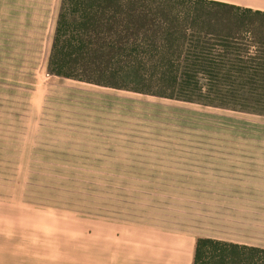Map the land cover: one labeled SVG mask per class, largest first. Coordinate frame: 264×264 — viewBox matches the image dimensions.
Segmentation results:
<instances>
[{
    "label": "rangeland",
    "instance_id": "374dc122",
    "mask_svg": "<svg viewBox=\"0 0 264 264\" xmlns=\"http://www.w3.org/2000/svg\"><path fill=\"white\" fill-rule=\"evenodd\" d=\"M24 7L0 0V240L6 236V264L31 254L39 264H76L78 231L98 215L144 218L172 230L176 220L190 216L188 187L167 185L168 171L104 166L144 165L150 155L138 152L163 145L264 147V116L254 114L224 124L205 114H183L181 122L168 116L165 127L128 129L141 140L96 144L106 131L86 121L72 92L53 91L50 81L57 80L45 79L50 27L30 25L32 11ZM31 231L36 249L21 241Z\"/></svg>",
    "mask_w": 264,
    "mask_h": 264
},
{
    "label": "trees",
    "instance_id": "16d2710c",
    "mask_svg": "<svg viewBox=\"0 0 264 264\" xmlns=\"http://www.w3.org/2000/svg\"><path fill=\"white\" fill-rule=\"evenodd\" d=\"M46 72L264 116V11L215 0H62ZM192 264H264V249L202 238Z\"/></svg>",
    "mask_w": 264,
    "mask_h": 264
},
{
    "label": "crops",
    "instance_id": "0c3cea01",
    "mask_svg": "<svg viewBox=\"0 0 264 264\" xmlns=\"http://www.w3.org/2000/svg\"><path fill=\"white\" fill-rule=\"evenodd\" d=\"M10 2L13 0H9ZM21 1L31 12L29 24L50 27L46 39L50 53L55 25L62 0ZM243 8L264 11V0H215ZM53 91L72 92L84 118L103 129L96 144L119 145L143 139L128 135V129L165 127L168 116L181 122L183 114H205L210 122H238L248 113L202 106L137 92L120 90L51 76ZM63 80L62 82L59 80ZM62 85V88L59 87ZM46 87V93L47 92ZM250 115V114H249ZM178 117V118H177ZM244 119V118H243ZM129 130V131H132ZM120 131V132H119ZM142 134V133H140ZM99 139L102 144H99ZM133 142V141H131ZM144 165L104 166L110 168L151 169L167 172V185L188 187L185 195L190 216L176 220L174 228L144 218L124 219L98 215L93 225L78 231V245L72 247L76 264H186L192 263L198 239H212L264 249V147L247 145H163L146 152ZM53 227V226H52ZM6 235V227L3 229ZM24 233V232H22ZM54 231L50 228V232ZM27 247L36 249V234L24 233ZM54 237V236H53ZM53 237L51 238L53 240ZM3 245H2V242ZM0 264H6V236L0 240ZM27 249V248H25ZM17 255V253H16ZM37 256L20 257V264H39Z\"/></svg>",
    "mask_w": 264,
    "mask_h": 264
},
{
    "label": "clouds",
    "instance_id": "9594fccd",
    "mask_svg": "<svg viewBox=\"0 0 264 264\" xmlns=\"http://www.w3.org/2000/svg\"><path fill=\"white\" fill-rule=\"evenodd\" d=\"M245 35H249V34L246 33Z\"/></svg>",
    "mask_w": 264,
    "mask_h": 264
}]
</instances>
